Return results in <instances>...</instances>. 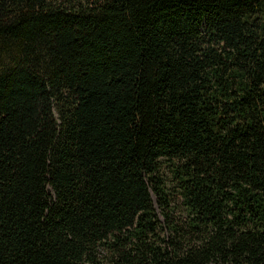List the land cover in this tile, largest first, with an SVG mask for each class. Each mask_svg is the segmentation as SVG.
Here are the masks:
<instances>
[{"label":"trees","instance_id":"1","mask_svg":"<svg viewBox=\"0 0 264 264\" xmlns=\"http://www.w3.org/2000/svg\"><path fill=\"white\" fill-rule=\"evenodd\" d=\"M0 264H264V0H0Z\"/></svg>","mask_w":264,"mask_h":264}]
</instances>
